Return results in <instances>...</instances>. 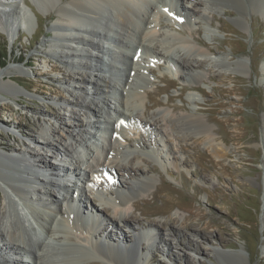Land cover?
<instances>
[{"label": "rangeland", "instance_id": "obj_1", "mask_svg": "<svg viewBox=\"0 0 264 264\" xmlns=\"http://www.w3.org/2000/svg\"><path fill=\"white\" fill-rule=\"evenodd\" d=\"M23 1L31 7L35 17L28 14L29 21L11 27L10 35L0 30V71L16 65L12 78L19 83L18 88L23 93L12 96L8 94L11 90L9 87H1L0 145L8 144L16 153L30 150L33 147L31 139L39 138L40 128L47 125L54 128L60 138H67L63 122L67 126L75 124V121L68 118L70 109L66 100L71 99V91L79 93L77 88H73L76 84L74 71L84 72L76 68V65L63 63L58 55V47L52 45L56 32L52 28L55 23L59 25L61 22L57 9L67 0H52L42 7L34 3L37 0ZM187 5L190 7L192 3ZM247 10L245 15L243 13V23L235 18L241 11L239 4L230 1L218 8L209 5L202 11L204 20L201 22L199 17H192L191 25L188 23L190 26L178 20L172 22L168 16L163 15L160 29L188 38L194 47L204 46L212 52L210 58L226 57L228 61L243 59L245 67L243 71L226 69L224 62L221 65L217 60L216 64H212L213 67L203 65L187 75L188 70L184 69L181 72L184 76L182 78L177 70L171 71L168 63L162 60L156 59L153 60L156 62L150 63L151 71L142 88L145 91L143 102L146 107L140 120L142 118L144 123L150 114L157 117L159 111L169 109L176 119L180 118L178 125L186 136L170 139L167 148L158 139L155 130L146 131L151 138L148 139L155 140L158 149L164 152L162 157L168 158L164 163L161 158L149 152L148 144L144 149H138L142 155L138 156L136 162L151 180L150 185H147L148 190L143 189L137 195L125 193L127 205L130 206L128 215L137 219L142 226L156 227V237L151 241H142L138 264H228L229 261L235 264H264V147L261 130L264 124V14L259 10ZM117 49L120 51V48ZM179 55L188 58L182 51ZM101 57L103 60L109 59L104 55ZM86 73L90 75V72ZM92 74L101 76L95 72ZM117 96L115 94L111 100L115 102ZM85 98L93 105H101L99 97L95 95H86ZM74 111L79 112L77 109ZM77 114L80 116L81 112ZM187 115L201 116L214 143L222 145L223 141L230 155L222 157V154H215L199 135L193 134L194 128L185 126V121L181 119ZM80 117L89 118L91 123L95 120L89 114ZM14 125H18L20 131ZM88 128L95 132L93 128ZM134 131L139 133L137 139H142V136L147 138L143 130ZM86 136L93 149L91 134ZM132 139L127 138L124 144L130 145ZM36 149L40 150L39 147ZM60 155H56V162L62 163L65 157ZM172 156L178 158L176 164L170 160ZM126 164L132 165V160ZM38 167H34V170L42 177L45 176V170ZM81 167L84 168V165ZM86 173L91 177L87 170ZM47 176L50 177V173ZM117 177L120 178L116 173L115 182ZM68 178L76 180L74 176ZM102 179L109 181L110 176L101 174L98 180L101 182ZM78 183L83 186L84 180H78ZM140 186L134 184V188ZM107 188L99 191L110 197L109 192L115 190L112 186ZM90 199L98 203L93 195H90ZM134 200L139 209L131 206ZM60 202L63 206L61 199ZM81 214L88 215L89 212L84 210ZM102 214L111 215L112 210L106 207ZM183 222L188 224V228H184ZM106 225V222L102 223L103 227ZM171 230L184 233L183 241L192 240L201 251L195 252L181 245L182 238L168 237ZM109 231L114 237L120 234L121 238L127 235L133 238V232L128 227L111 229L109 226ZM201 234L212 235L217 240H207ZM161 237L167 238L170 245H165ZM217 246L222 253L215 250L220 252L216 254L214 249ZM167 248L174 255V261L165 256ZM128 250L113 255L117 257L116 261L124 259L130 262L126 256ZM65 253L62 250L59 257L71 258L70 254L66 253L65 256ZM77 256L78 253L74 254V257ZM92 260L91 264H117L103 262L98 258Z\"/></svg>", "mask_w": 264, "mask_h": 264}, {"label": "bare ground", "instance_id": "obj_2", "mask_svg": "<svg viewBox=\"0 0 264 264\" xmlns=\"http://www.w3.org/2000/svg\"><path fill=\"white\" fill-rule=\"evenodd\" d=\"M51 1L37 0L34 3L37 2L42 7ZM184 1L192 3V6L188 7L182 0H176L178 4L173 0H67L61 3L57 9L61 22L59 25L55 23L52 28L53 31L56 30L52 45L58 47V55L63 63L76 65V68L84 71H74L76 84L73 88H77L79 93L70 90L71 99L66 100L70 109H66L69 112L68 118H72L75 124L66 126L63 122L66 139L57 136L56 130L48 125L41 127L40 137L31 139L33 147L25 153H16L8 144L0 145V264H91L92 258L117 264L139 263L138 253L142 250V241L153 240L156 237V227H148L147 224V227L142 226L137 219L128 215L130 206L127 205L125 193L137 195L143 189L148 190L147 185H150L151 180L136 162L138 156L142 155L138 149H144L148 144L149 152L161 158L164 163L168 158L162 157L164 152L161 153L155 140H150L146 131L155 130L156 136L167 148L170 139L177 136L182 139L186 136L178 125L180 118L177 120L169 109L159 111L160 115L157 117L150 114L144 123L142 118L140 120L146 107L143 102L145 91L142 88L151 71L150 63L156 62L153 61L156 59L162 60L168 63L171 71L177 70L182 78L184 76L181 72L184 69L188 70L187 75L203 65L213 67L212 64H216L217 60L221 65L224 62L226 69L243 71L245 67L243 59L228 61L226 57L210 58L212 52L204 46L194 47L188 38L160 29L163 15L168 16L172 22L178 20L184 25H191L192 17H199L201 22L204 20L203 12L209 5L218 8L229 1L239 4L240 14L234 13V16L236 14V20L241 23L247 9L259 10L264 14V0ZM28 14L35 17L25 1L0 0V30L9 34L11 27L29 21ZM186 17H189L188 20ZM181 51L188 58L179 55ZM101 55L109 58L108 61L105 62ZM15 69L16 65H12L0 71V92L3 91L1 87H9L11 90L8 94H23L18 88L19 83L12 78ZM86 72H90V75ZM93 72L101 76L93 75ZM115 94L118 96L113 102L111 98ZM86 95L99 97L101 105L88 102ZM75 109L81 112L80 116H94V122L88 120L89 116L88 119L80 117ZM181 119L185 121V126L194 128L193 134L199 135L215 154H222V157L230 155L223 141L222 145L214 143L201 116L187 115ZM14 126L20 131L18 125ZM133 130H143L147 138L142 136V139H137L139 133ZM261 130L264 147V124ZM89 134L93 140V149L86 140V135ZM127 138H134L128 146L124 144ZM57 154L65 157L62 163L56 162ZM127 160H132V165L126 164L129 162ZM170 160H174L175 164L178 162V158L174 156ZM36 166L45 170V176L42 177L34 170ZM86 170L91 173V177H88ZM61 171L70 177L74 176L76 180H63ZM49 173L50 177H46ZM116 173L120 176L117 177V182L114 180ZM101 174L110 176V180L102 179L100 182L98 178ZM126 174L129 176L126 177ZM81 179L84 180L83 186L78 183ZM135 183L141 186L134 188ZM108 186L115 190L113 193L109 192L110 197L99 191L102 188L108 189ZM90 195L96 197L98 203L91 200ZM59 196H62L63 206ZM135 202L132 201L131 206L139 209ZM106 207L112 210L111 215L102 214ZM84 210L89 214H81ZM98 214L103 218L97 217ZM103 222L107 223L106 227L102 226ZM109 226L111 229L128 227L133 232V238L128 235L121 238L120 234L114 237ZM183 226L188 228L187 223L183 222ZM167 235L181 239L185 234L171 230ZM200 236L207 240H217L212 235ZM77 240L82 243L76 242ZM160 240L165 245H170L167 238L161 237ZM183 240L182 238L181 245L195 252L200 250L192 240ZM62 250L70 254L71 258L59 257ZM126 250L129 251L126 256L130 262L124 259L116 261L117 257L113 255ZM215 250L221 249L217 246ZM77 253L78 256L74 257ZM239 253L236 254L240 257ZM165 256L175 260L169 248L165 251ZM230 264L235 263L231 261Z\"/></svg>", "mask_w": 264, "mask_h": 264}]
</instances>
